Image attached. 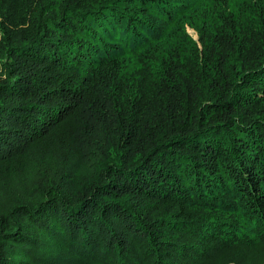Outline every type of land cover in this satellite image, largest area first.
I'll return each mask as SVG.
<instances>
[{
    "label": "trees",
    "instance_id": "obj_1",
    "mask_svg": "<svg viewBox=\"0 0 264 264\" xmlns=\"http://www.w3.org/2000/svg\"><path fill=\"white\" fill-rule=\"evenodd\" d=\"M0 264H264V0H0Z\"/></svg>",
    "mask_w": 264,
    "mask_h": 264
}]
</instances>
